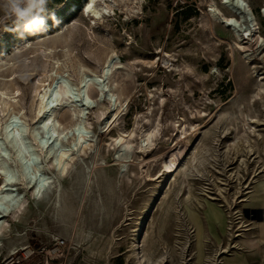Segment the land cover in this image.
Instances as JSON below:
<instances>
[{
	"label": "rangeland",
	"instance_id": "obj_1",
	"mask_svg": "<svg viewBox=\"0 0 264 264\" xmlns=\"http://www.w3.org/2000/svg\"><path fill=\"white\" fill-rule=\"evenodd\" d=\"M88 2H49L35 35L0 19V91L14 96L0 95V128L21 110L34 163L17 167L0 129V183L10 167L21 201H0V264H264V0H243L245 38L212 16L231 14L222 0H94L97 15ZM108 57L105 94L86 98L80 74ZM54 75L70 88L57 127L81 123L61 140L36 117Z\"/></svg>",
	"mask_w": 264,
	"mask_h": 264
},
{
	"label": "bare ground",
	"instance_id": "obj_2",
	"mask_svg": "<svg viewBox=\"0 0 264 264\" xmlns=\"http://www.w3.org/2000/svg\"><path fill=\"white\" fill-rule=\"evenodd\" d=\"M94 2V0H89L88 4L86 5V11L87 12H91L93 13L94 15H97V14H100L99 12V9H96L93 7L92 3ZM226 7L227 9L230 11V15H224V14H218L215 12V9H210L211 13L213 14L212 16L216 18V20L222 22L223 24L227 25L228 27L232 28V30L236 33V36H238L239 38H245V36H250L252 31L254 30V20L255 18H253L254 16L251 14L249 7L243 2V0H222V2ZM219 11V10H218ZM221 13V12H219ZM240 17H244L245 18V21H246V24L247 26L243 29L242 26H241V22H240ZM109 58V57H108ZM114 60L109 58L107 59L100 72L97 73V72H94L92 70H88L87 72H82L80 74V79H79V90L83 89L84 88V95L86 98L89 97V86L92 85L96 91H97V94L99 96H101L102 94H105V91H106V87L107 85L104 83V75L107 71V69H109V72H110V67H111V64H113ZM53 75V74H52ZM58 75V74H57ZM109 75V73H108ZM50 79L48 82H44V81H39L37 84H39V87L40 89L37 91V99H38V106H37V109H36V117L38 118L37 120H39L38 122H40L42 124L43 127L47 128L46 130V133L49 134V127L50 129L56 133V135L58 136L57 139L59 138H62V134L65 133V131H67V129L69 130L70 128H76V127H81V123L80 121H78V116L79 114H76L73 113L72 115V118L74 117V120L72 121V123L66 127H57L58 124L57 122L58 121H55L52 116L53 114L51 113L52 108H53V105L52 103L56 100H61V96L64 95V94H67L69 91H70V88H69V85L68 83L64 80L62 82H58L56 81L57 79V76L54 75L53 77L49 78ZM44 80V79H43ZM2 90V89H1ZM81 92V91H80ZM0 95H1V102L2 104L4 103L7 104L10 100H12V98L14 96H11V95H7V92H5L4 90L3 91H0ZM9 100V101H7ZM14 101V99H13ZM12 102V101H11ZM10 103V102H9ZM8 103V104H9ZM59 103V102H58ZM5 105L6 107L9 106V105ZM18 104V103H17ZM4 107V106H3ZM8 108V107H7ZM79 108V107H78ZM22 109V108H21ZM81 109V107H80ZM2 110V109H1ZM4 110V109H3ZM9 110V109H8ZM7 110V111H8ZM79 110V109H78ZM21 111V110H20ZM20 111L18 112H13V113H10L8 114L9 112H6L7 114V117L4 119L3 121V124L2 127L0 129H4V130H1L4 135L6 136V138H8L7 140L11 141V143L13 144V146L16 148L15 150V153L16 151L18 152L17 156H19V158H17L18 160H16V164H17V167H21L24 172L26 173H29L30 171V166H32V164L34 163H31V164H26L27 162H29V157H30V154L31 152H29L31 149H30V144L29 142L27 143V141L25 140V136L24 134H26V132L24 133L23 131L25 130H20V128L18 127H14L12 124L14 123V120H16L20 115ZM79 111H82V110H79ZM22 113V112H21ZM78 115V116H77ZM21 117V116H20ZM81 117V116H80ZM21 119V118H20ZM36 124V123H35ZM107 124V123H106ZM13 126V127H12ZM36 126V125H35ZM36 128V127H35ZM0 131V133H1ZM26 131V130H25ZM36 131V130H35ZM2 133V136L4 137ZM15 134H18L20 136V139L19 141L17 140H14V138H9L8 136L9 135H15ZM35 135V134H33ZM81 135V134H80ZM84 135V134H83ZM259 135V134H258ZM37 136V135H35ZM125 136V135H124ZM124 136L122 135L120 140H122V137L124 138ZM36 138V137H35ZM32 140V139H31ZM30 140V141H31ZM34 140V139H33ZM61 140V139H59ZM147 140L149 141L150 138L148 137ZM5 141V140H4ZM36 142V139L34 140ZM38 141V140H37ZM6 142V141H5ZM47 142V141H46ZM61 142V141H60ZM31 143V142H30ZM37 143V142H36ZM9 144V143H8ZM29 144V145H28ZM47 144V143H46ZM57 143H51L50 147L48 148V151H54L55 149V146H56ZM11 145V144H10ZM37 145V144H36ZM39 145V144H38ZM41 145V144H40ZM39 145V146H40ZM81 145V144H80ZM43 146V144H42ZM41 146V147H42ZM39 148V147H38ZM45 148V147H43ZM30 149V150H29ZM41 150V149H40ZM46 150V149H44ZM5 151V150H3ZM43 152V151H42ZM41 152V153H42ZM62 152V151H60ZM51 153V152H50ZM66 153L65 152H62L61 155L63 156L64 154ZM1 155V154H0ZM3 155V154H2ZM2 155H1V158H2ZM16 156V157H17ZM34 156V155H33ZM64 157V156H63ZM60 158V157H59ZM16 159V158H15ZM60 159H63L62 161H60ZM59 161L60 162H64L61 166V172H64L65 171V168H66V164H68L64 159L65 158H60ZM3 161H5L4 159L2 161H0V163H2ZM7 162V161H6ZM6 162H3L2 164H4L5 167L8 166V164ZM32 162V161H31ZM59 162V164H60ZM15 164V163H14ZM61 165V164H60ZM3 166V167H4ZM16 166V165H15ZM34 166V165H33ZM41 167V166H40ZM38 166V170L40 168ZM57 167H58V164H57ZM35 168V167H34ZM33 169V168H32ZM37 169V168H36ZM59 169V168H58ZM37 170V171H38ZM6 171L5 173V176H2L1 178V183H0V191L3 189V192L4 194L1 193L0 195V201L1 202H5L6 203H9V204H6L7 207L10 206V211L11 210H15L17 208H19V205L21 204L19 202V204L16 203V201H14V196L15 195H12V190H14L13 188H10V187H6V185H8L10 182V179L11 177L13 178V175H12V170L9 168H7V170L4 169V172ZM11 171V173H9ZM36 171V172H37ZM3 172V173H4ZM35 172V173H36ZM15 173V172H13ZM34 173V171H33ZM9 174L11 175V177L9 176ZM61 174V173H60ZM16 175V173H15ZM14 175V176H15ZM24 175V174H23ZM28 175V174H27ZM33 175V174H32ZM36 175V174H35ZM35 177V176H34ZM33 177V178H34ZM32 178V179H33ZM35 179V178H34ZM14 180V179H13ZM36 180V179H35ZM42 180V179H41ZM17 181V180H16ZM19 181V180H18ZM33 181V180H31ZM49 182V180H47ZM43 184V183H42ZM16 189V188H15ZM34 189L37 190V192L39 191L40 189V183L39 182H35L34 183ZM11 190V191H10ZM42 190V188H41ZM40 190V191H41ZM39 191V192H40ZM14 192V191H13ZM36 192V191H35ZM38 192V193H39ZM37 193V194H38ZM18 201V200H17ZM3 202V203H4ZM228 204L229 206L231 207V203L230 201H228ZM6 207V208H7ZM21 207V206H20ZM9 208V207H8ZM9 211V209H1L0 210V219L7 215V212ZM230 213V211H229ZM2 223V221H0V224ZM1 235V234H0ZM2 246V243L0 242V247ZM59 248H56L55 250L58 251ZM28 252V251H27ZM12 255H16V253H13ZM12 257V256H11Z\"/></svg>",
	"mask_w": 264,
	"mask_h": 264
},
{
	"label": "clouds",
	"instance_id": "obj_3",
	"mask_svg": "<svg viewBox=\"0 0 264 264\" xmlns=\"http://www.w3.org/2000/svg\"><path fill=\"white\" fill-rule=\"evenodd\" d=\"M49 2L50 0H0V19L5 22L4 30H16L21 36L25 33L35 35L46 32L45 16L48 14ZM51 20L53 25L60 24L54 13ZM9 21L14 28L8 26Z\"/></svg>",
	"mask_w": 264,
	"mask_h": 264
},
{
	"label": "water",
	"instance_id": "obj_4",
	"mask_svg": "<svg viewBox=\"0 0 264 264\" xmlns=\"http://www.w3.org/2000/svg\"><path fill=\"white\" fill-rule=\"evenodd\" d=\"M251 12V14H252V11H250ZM108 73H109V69H107V71H106V73H105V75H104V79H106L107 77H108ZM10 139L11 138H14V140H17V141H19V139H20V136L18 135V134H15V135H9L8 136ZM26 164H30V161L29 162H27ZM9 176L11 177V175L9 174Z\"/></svg>",
	"mask_w": 264,
	"mask_h": 264
},
{
	"label": "trees",
	"instance_id": "obj_5",
	"mask_svg": "<svg viewBox=\"0 0 264 264\" xmlns=\"http://www.w3.org/2000/svg\"><path fill=\"white\" fill-rule=\"evenodd\" d=\"M60 0H50L51 4H55L57 2H59Z\"/></svg>",
	"mask_w": 264,
	"mask_h": 264
},
{
	"label": "built area",
	"instance_id": "obj_6",
	"mask_svg": "<svg viewBox=\"0 0 264 264\" xmlns=\"http://www.w3.org/2000/svg\"><path fill=\"white\" fill-rule=\"evenodd\" d=\"M58 247H60V246H58Z\"/></svg>",
	"mask_w": 264,
	"mask_h": 264
}]
</instances>
